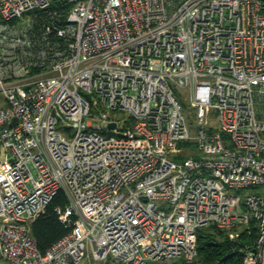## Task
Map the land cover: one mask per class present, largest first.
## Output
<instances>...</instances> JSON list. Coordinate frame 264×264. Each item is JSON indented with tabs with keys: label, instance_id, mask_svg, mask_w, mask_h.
Instances as JSON below:
<instances>
[{
	"label": "built area",
	"instance_id": "1",
	"mask_svg": "<svg viewBox=\"0 0 264 264\" xmlns=\"http://www.w3.org/2000/svg\"><path fill=\"white\" fill-rule=\"evenodd\" d=\"M251 225L264 264V0H0V264L192 262Z\"/></svg>",
	"mask_w": 264,
	"mask_h": 264
},
{
	"label": "trees",
	"instance_id": "2",
	"mask_svg": "<svg viewBox=\"0 0 264 264\" xmlns=\"http://www.w3.org/2000/svg\"><path fill=\"white\" fill-rule=\"evenodd\" d=\"M64 201L63 195L59 194L31 226L32 235L41 253H45L67 232L53 211L55 205H64ZM255 235V229L250 227V230L241 231L238 237L231 241L223 231L215 227L200 228L197 230L196 258L192 262L178 259L172 264H243V250L254 243ZM228 255L231 256L224 259Z\"/></svg>",
	"mask_w": 264,
	"mask_h": 264
},
{
	"label": "rangeland",
	"instance_id": "3",
	"mask_svg": "<svg viewBox=\"0 0 264 264\" xmlns=\"http://www.w3.org/2000/svg\"><path fill=\"white\" fill-rule=\"evenodd\" d=\"M175 94L177 95V97L181 103L182 111H183V114L187 120V124L189 127L190 134L192 136H196L197 133L195 130V126H196L195 116L193 115V112L189 106V100L187 98L186 91L183 89H176ZM92 100L93 99H90V101H92ZM91 113L92 114H99V115L102 113H107L108 115H110L112 118H115V119H126L127 118V114H125V113L108 112L107 110H103V109L98 111L94 107L91 108ZM213 116H214V114L211 115V120H213V118H212ZM182 149L184 150L185 156H188L190 154L191 150H193L194 148L192 145L187 144V145H183ZM250 227H253V226L251 225ZM250 227L248 228L249 230H250ZM218 230H221V229H218ZM221 231H223L227 235L228 239L230 240L229 235H231V233L241 232V231H243V229L242 228H240V229L235 228L232 230H221ZM231 241H233V240H231ZM0 263H1V260H0ZM79 264H112V263H96L88 256V257H85Z\"/></svg>",
	"mask_w": 264,
	"mask_h": 264
},
{
	"label": "water",
	"instance_id": "4",
	"mask_svg": "<svg viewBox=\"0 0 264 264\" xmlns=\"http://www.w3.org/2000/svg\"><path fill=\"white\" fill-rule=\"evenodd\" d=\"M109 127H110V128H113V127H114V124H109ZM231 255H232V254H231ZM231 255L226 256L224 259L230 257Z\"/></svg>",
	"mask_w": 264,
	"mask_h": 264
}]
</instances>
